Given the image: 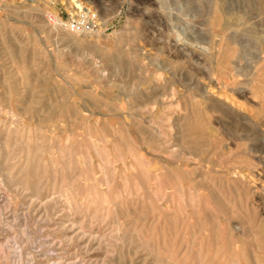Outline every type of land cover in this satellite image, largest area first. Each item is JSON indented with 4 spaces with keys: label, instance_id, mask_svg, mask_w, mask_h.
<instances>
[{
    "label": "rangeland",
    "instance_id": "obj_1",
    "mask_svg": "<svg viewBox=\"0 0 264 264\" xmlns=\"http://www.w3.org/2000/svg\"><path fill=\"white\" fill-rule=\"evenodd\" d=\"M183 1L0 0V264H264V0Z\"/></svg>",
    "mask_w": 264,
    "mask_h": 264
},
{
    "label": "bare ground",
    "instance_id": "obj_2",
    "mask_svg": "<svg viewBox=\"0 0 264 264\" xmlns=\"http://www.w3.org/2000/svg\"><path fill=\"white\" fill-rule=\"evenodd\" d=\"M184 1H185V0H184ZM184 1H183V2H184ZM188 1H189V0H188ZM203 1H204V0H203ZM208 1H210V0H208ZM189 2H190V1H189ZM210 2H212V1H210ZM191 3H193V2H191ZM198 3H199V2H198ZM205 3H206V2H205ZM193 4H194V3H193ZM208 4H210V3H208ZM188 5H190V4H188ZM196 5H197V4H196ZM203 5H204V4H203ZM69 6H70V7L73 6L71 2L69 3ZM193 6H194V5H193ZM193 6H192V7H193ZM209 6H210V5H209ZM218 6H219V5H218ZM226 6H227V5H226ZM185 7L187 8V6H185ZM219 7H220V6H219ZM230 7H231V6H230ZM199 8H200V7H199ZM206 8H207V7H206ZM211 8H212V7H211ZM191 9H192V8H191ZM201 9H202V8H201ZM227 9H228V8H227ZM193 10H194V9H193ZM204 10H205V9H204ZM189 11H190V10H189ZM198 11H199V10H198ZM207 11H208V10H207ZM198 13H199V12H198ZM221 13H222V12H221ZM226 13H227V12H226ZM195 14H196V13H195ZM203 14H204V13H203ZM223 14H225V13H222V16L225 17L226 14H225V15H223ZM234 14H235V13H234ZM30 15H31V14H30ZM187 15H189V14H187ZM204 15H205V14H204ZM204 15H203V16H204ZM208 15H209V14H208ZM228 15H229V14H228ZM228 15H227V16H228ZM192 16H193V15H192ZM209 16H210V15H209ZM209 16H208V17H209ZM51 17H52V16H51ZM216 17H217V15H216ZM199 18H200V17H199ZM52 19H53V21H56V22H58V23H60V21H61V20H59L58 18L56 19V18H54V17H53ZM200 19H201V18H200ZM226 19H228V20L230 19L229 21L232 22V20H231L230 17H229V18H226ZM198 20H199V19H198ZM216 20H217V19H216ZM195 21H196V20H195ZM205 21H206V20H205ZM233 22H235V21H233ZM229 23H230V22H229ZM229 23H228V25L231 24V23H230V24H229ZM199 24H200V23H199ZM224 24L226 25L227 23L224 22ZM215 25L217 26V23H216ZM225 25H224V26H225ZM231 25H232V24H231ZM236 25H237V24H236ZM239 25H240V24H239ZM203 26H204V25H203ZM235 27H237V26H235ZM239 27H240V26H239ZM225 28H226V27H224V29H225ZM217 29H218V28H217ZM203 30H204V29H203ZM230 30H231V29H230ZM252 30H254V29H252ZM199 31H201V30H199ZM224 31H225V30H224ZM245 31H246V30H245ZM247 31H248V30H247ZM249 31H250V30H249ZM254 31H255V30H254ZM201 32H202V31H201ZM65 33H66V35H68V36L70 37V34H69L68 32L65 31ZM207 33H208V31H207ZM257 33H258V32H257ZM209 34H210V33H209ZM247 34H248V33H247ZM74 35H75V34H74ZM74 35H73V36H74ZM256 35H257V34H256ZM134 36H135V35H134ZM134 36H132V37H134ZM65 37H66V36H65ZM201 37H202V36H201ZM262 37H263V36H262ZM66 38H68V37H66ZM75 38L78 40L79 43H82V41H79V39H78L77 37H75ZM79 38H80V37H79ZM135 38H136V36H135ZM257 38H258V37H257ZM208 39H209V38H208ZM260 39H262V38H260ZM71 40L76 41V40H74L73 38H72ZM13 41H14V40H13ZM73 41H72V42H73ZM131 41H132V40H131ZM133 41H134V40H133ZM76 42H77V41H76ZM78 42H77V43H78ZM135 42H136V41H135ZM200 42H201V41H200ZM207 43H208V42H207ZM218 43H219V42H218ZM225 43H226V42H225ZM82 44H83V43H82ZM230 45H232V44H230ZM232 46H233V45H232ZM83 48H84V47H83ZM80 49H81V48H80ZM120 49H121V48H120ZM132 49H134V48H132ZM132 49H130V50H132ZM134 50H135V53H132V54H136V52L139 51V50L136 51V49H134ZM224 50H226V49H223V52H225ZM229 50H231V47L228 48V52H229ZM232 50H233V49H232ZM232 50H231L230 52H232ZM116 51H117V50H116ZM116 51H115L114 53H116ZM125 51H126V50H125ZM132 51H133V50H132ZM200 51L202 52V50H200ZM218 51L220 52L221 50H218ZM108 52H109V51H108ZM121 52H122V51H121ZM121 52H120V53H121ZM127 52H128V51H127ZM127 52H126V53H127ZM263 52H264V51H263ZM17 53H18V52H17ZM17 53H16V54H17ZM114 53H113V54H114ZM195 53H196V52H195ZM110 54H111V53H110ZM116 54H117V53H116ZM128 54H129V53H128ZM128 54H126V57L129 56ZM218 54H219V53H218ZM139 55H140V54H139ZM222 55H223V54H222ZM234 55H235V54H234ZM20 56H21V53H20ZM115 56H116V55H113V57H115ZM121 56H122V55H121ZM187 56H188V55H187ZM194 56H195V55H193V59H194ZM215 56H216V51H215V55H214V57H215ZM227 56H229V55H227ZM261 56H263V55H261ZM15 57H17V59H18V56H17V55H16ZM191 57H192V56H191ZM202 57H203V56H202ZM230 57H232V55H230ZM19 58H20V57H19ZM108 58H109V57H108ZM116 58H117V57H116ZM123 58H124V57H123ZM130 58H131V57H130ZM130 58H129V60H130ZM228 58H229V57H228ZM259 58H260V57H259ZM20 59H21V58H20ZM118 59H119V56H118ZM124 59H125V60H124ZM124 59H123V60L126 61L128 58H127V59L124 58ZM133 59H134V58H133ZM185 59H186V58H185ZM185 59H184V60H185ZM191 59H192V58H191ZM191 59H190V60H191ZM195 59H196V58H195ZM195 59H194V60H195ZM208 59H209V58H208ZM260 59H264V57H261ZM18 60H19V59H18ZM28 60H29V59H28ZM114 60H116V59L114 58ZM120 60H121V59H120ZM123 60H122V62H124ZM31 61H32V60H31ZM130 61H132V60H130ZM262 61H263V60H261V63L263 64ZM118 62H119V60H118ZM127 62H128V61H127ZM127 62H124L122 65L124 66V64H126ZM132 62H133V61H132ZM132 62H131V63H132ZM171 62H172V61H171ZM28 63H29V61H28ZM120 63H121V61H120ZM169 63H170V62H169ZM129 64H130V62H129ZM132 64H133V63H132ZM135 64H136V63H135ZM218 64H219V63H218ZM28 65H29V64H28ZM165 65H166V64H165ZM165 65H164V66H165ZM188 65H189V64H188ZM260 65H261V64H260ZM117 66H118V65H117ZM125 66L127 67L128 65H125ZM131 66H132V65H131ZM167 66H168V65H166V67H167ZM171 66H172V65H171ZM176 66H178V65H176ZM255 66H256V65H255ZM258 68H259V66H258L256 69L258 70ZM261 68H262V66H261ZM171 69H172V68H171ZM262 69H263V68H262ZM188 70H189V69H188ZM191 70H192V69H191ZM260 70H261V69H260ZM260 70H259V71H260ZM259 71H258V72H259ZM189 72H190V70H189ZM260 72H261V71H260ZM231 73L233 74V71H232ZM261 73H262V72H261ZM261 73H259V74L261 75ZM35 74H36V73H35ZM172 74H173V72H172ZM190 74H191V73H190ZM229 74H230V73H229ZM235 74H236V73H235ZM38 75H39V74H38ZM225 75H226V74H225ZM227 75H228V74H227ZM172 76H173V75H172ZM257 76H258V75H257ZM169 78H171V77H169ZM218 78H219V77H218ZM218 78H217V79H218ZM228 78H229V77H228ZM259 78L261 79V77L258 76V78H256V80L259 79ZM230 79H232V78H230ZM236 79H237V78H236ZM174 80H175V79H174ZM203 80H204V79H203ZM222 80H223V79H222ZM227 82H228V81H227ZM233 82H235V80H234ZM254 82H255V81H254ZM260 82H261V81H260ZM231 83H232V82H231ZM258 83H259V82H258ZM18 84H19V83H18ZM220 84H221V83H220ZM254 84H255V83H254ZM259 84H260V83H259ZM198 85H199V86H200V85L203 86V84H201V80H200V79H197V86H198ZM205 85H206V84H205ZM221 85H222V84H221ZM256 85H257V84H256ZM263 85H264V84H263ZM202 86H201V87H202ZM217 86H219V85H217ZM223 86H224V85H223ZM223 86H222V87H223ZM237 86H238V85H237ZM237 86H235V84H234V87H233V88H235V87H237ZM33 87H34V86H33ZM207 87H211V86L206 85V87H205V89H204V90H205L204 92H206V93L209 95L210 92H212V91H210V90H213L212 88H214V87H212L209 91H208ZM224 87H225V86H224ZM23 88H24V87H23ZM199 88H200V87H199ZM217 88H218V87H217ZM226 88H227V87H226ZM237 88H239V87H237ZM172 89H173V88H172ZM200 89H203V88H200ZM20 90H21V88H20ZM194 90H196V91L198 92L199 89H198V90H197V89H194ZM224 90H225V89H224ZM228 90H229V89H228ZM258 90H259V88H258ZM219 91H220V90H219ZM232 91H233V90H232ZM241 91H242V90H241ZM197 92H196V93H197ZM213 92H215V91H213ZM234 92H235V91H234ZM168 93H169V92H168ZM171 93H172V92H171ZM223 93H224V91H223ZM223 93H222V94H223ZM191 94L193 95V93H191ZM198 94H201V93L198 92ZM132 95H133V94H132ZM164 95H165V94H164ZM196 95H197V94H196ZM202 95H203V94H202ZM210 95H214V94H210ZM226 95H227V93L225 94V97H226ZM173 96H174V95H173ZM194 96H195V95H194ZM197 96H198V95H197ZM199 96H200V95H199ZM223 96H224V95H223ZM261 96H262V95H261ZM148 97H149V96H148ZM165 97H166V96H165ZM168 97H169V96H168ZM192 97H193V96H192ZM204 97H205V96H204ZM204 97L202 96V98H204ZM213 97H214V96H213ZM230 97H231V96H230ZM23 98H24V97H23ZM193 98H197V97H193ZM206 98H207V97H206ZM210 98H211V97H210ZM228 98H229V97H228ZM246 98H247V97H246ZM262 98H263V97H262ZM135 99H136V98H135ZM167 99H168V98H167ZM170 99H171V97H170ZM208 99H209V98H208ZM231 99H233V98H231ZM263 99H264V98H263ZM263 99H262V100H263ZM4 100H5V99H4ZM140 100H141V99H140ZM210 100H211V99H210ZM213 100H214V99H212V101H213ZM225 100H226V99H225ZM262 100H260V103H261ZM218 101H219V99H218ZM226 101H227V102H228V101L230 102V99H227ZM233 101H234V100H233ZM214 102L216 103L217 101L214 100ZM217 103H219V102H217ZM258 103H259V102H258ZM45 104H46V103H45ZM155 104H157V103H155ZM169 104H170V103H169ZM223 104H224V103H223ZM230 104H232V103H230ZM34 105H35V104H34ZM36 105H37V104H36ZM163 105H164V104H163ZM193 105H194V104H193ZM195 105H196V104H195ZM233 105H234V103H233ZM235 105H236V104H235ZM239 105H240V104H239ZM44 106H45V105H44ZM50 106H51V105H50ZM147 106H148V104H147ZM173 106H174V105H173ZM197 106H198V103H197ZM197 106H196V108H197ZM225 106H226V104H225ZM227 106H228V105H227ZM166 107H167V106H166ZM176 107H177V106H176ZM231 107H232V106H231ZM259 107H260L261 109H263V110H261V113L264 115V101H263V104H261ZM154 108H155V107H154ZM173 108H174V107H173ZM191 108H192V110H194L193 107H191ZM191 108H190V109H191ZM218 108H219V107H218ZM226 108H227V107H226ZM257 108H258V105H257ZM186 109H187V108H186ZM237 109L239 110L240 108H237ZM242 109H243V108H242ZM258 109H259V108H258ZM258 109H257V110H258ZM41 110H42V109H41ZM137 110H138V109H137ZM153 110H154V109H153ZM215 110H219V109H215ZM243 110H245V109H243ZM243 110H242V111H243ZM37 111H38V110H37ZM139 111H140V110H139ZM189 111H190V110L188 109V112H189ZM197 111H198V110H197ZM226 111H227V110H226ZM228 111H229V108H228ZM228 111H227V112H228ZM230 111H231V110H230ZM232 111H234V110H232ZM232 111H231L230 113H231L232 115H234L235 113L233 112V113H234V114H233ZM240 111H241V110H240ZM258 111L260 112V109H259ZM214 112H215V111H214ZM218 112H219V111H218ZM218 112L216 111L215 113L217 114ZM220 112H222V114H224L223 111H220ZM245 112H246V111H245ZM190 113H191V111H190ZM190 113H189V114H190ZM230 113H229V114H230ZM241 113H242V112H241ZM243 113H244V112H243ZM187 114H188V113H187ZM189 114H188V115H189ZM227 114H228V113H227ZM229 114H228V115H229ZM245 114H246V113H245ZM41 115H42V114H41ZM203 115H205V114H203ZM220 115H221V114H220ZM220 115H219V116H220ZM224 115H225V114H224ZM224 115H223V117H224ZM228 115H226V117H227ZM232 115H230L229 117H232ZM235 115L239 116V114H235ZM240 115H241V114H240ZM44 116H45V114H44ZM58 116H59V114H58ZM129 116H130V115H129ZM189 116H190V115H189ZM191 116H194V115H191ZM214 116H217V117H218V115H215V114H214ZM214 116H213V117H214ZM244 116H245V115H244ZM42 117H43V116H42ZM207 117H209V116H207ZM221 117H222V116H220L219 119H220ZM223 117H222V118H223ZM239 117H241V116H239ZM245 117H247V116H245ZM261 117H262V116H261ZM188 118H189V117H188ZM214 118L216 119V117H214ZM222 118H221V119H222ZM248 118H249V117H248ZM259 118H260V117H259ZM263 118H264V117H263ZM192 119H193V118H192ZM199 119H200V118H199ZM207 119H208V118H207ZM238 119H239V118H238ZM240 119H241V118H240ZM244 119H246V118H244ZM256 119H257V117H256ZM213 120H214V119H213ZM249 120H250V119H249ZM162 121H163V120H162ZM166 121H167V120H166ZM200 121H201V120H200ZM251 121H252V120H250V122L248 121L249 124H250V123H252L253 125L256 124V122L253 123L254 121H252V122H251ZM14 122H15V121H14ZM191 122H194V121H191ZM212 122H214V121H212ZM230 122H231V121H230ZM246 122H247V121H246ZM248 122H247V123H248ZM262 122H264V121H262ZM262 122H260L259 124L261 125ZM177 123H178V122H177ZM189 123H190V122H189ZM257 123H258V122H257ZM182 124H183V123H182ZM171 125H173V124H171ZM262 125H263V124H262ZM166 126H167V125H166ZM256 126H257V125H256ZM175 127H176V125H175ZM179 128H180V127H179ZM182 128H183V127H182ZM3 129H4V128H3ZM179 130H180V129H179ZM181 130H182V129H181ZM183 131H184V130H183ZM160 133H161V132H160ZM162 133H163V132H162ZM162 133H161V136H162ZM183 133H185V131H184ZM187 133H188V131H187ZM163 135H164V134H163ZM159 136H160V135H159ZM165 136H166V135H164V137H165ZM187 136H188V135H187ZM162 137H163V136H162ZM188 137H189V136H188ZM202 137H203V136H202ZM169 138H170V137H169ZM185 139H186V136H185ZM183 140H184V139H183ZM208 141H209V140H208ZM219 141H221V143H222V140H219ZM219 141L215 140L216 144H217V142L219 143ZM182 142H183V141H182ZM184 142H185V141H184ZM188 143H189V142H188ZM78 144H79V143H78ZM175 145H176V144H175ZM183 145H184V144H183ZM202 145H203V144H202ZM221 145H222V144H221ZM209 146H210V145H209ZM216 146H217V145H216ZM217 148H218V147H217ZM29 149H30V148H29ZM177 149H178V148H177ZM185 149H186V148H185ZM195 149H196V148H195ZM202 149H203V148H201V150H202ZM205 149H206V148H205ZM36 150H37V149H36ZM203 150H204V149H203ZM184 152H185V151H184ZM201 152H202V151H201ZM215 152H216V151H215ZM190 153H191V152H190ZM197 154H198V153H196V155H197ZM187 155H188V154H187ZM4 156H5V155H4ZM189 156H191V155H189ZM185 158H186V157H185ZM193 158H194V156H193ZM253 158H254V157H253ZM183 159H184V158H183ZM195 159H196V158H195ZM262 159H263V158H262ZM262 159H261V160H262ZM5 160H6V159H5ZM250 161H251V160H250ZM253 162H254V160H253ZM249 164H251V163H249ZM255 164H256V163H255ZM251 165H254V163L251 164ZM251 165H250V166H251ZM250 166H249V167H250ZM255 166H257V165H255ZM255 166H252V167H255ZM108 169H109V168H108ZM232 169H233V168H232ZM251 170H252V169H251ZM251 170H249V171H251ZM256 170H257V169H256ZM60 171H61V170H60ZM235 173H236V172H235ZM60 174H61V173H60ZM55 175H56V174H55ZM235 175H236V174H235ZM11 176H12V175H11ZM243 177H244V176H243ZM249 178H250V177H249ZM8 179H9V178H8ZM30 179H31V178H30ZM236 179H237V178H236ZM13 180H14V179H13ZM236 182H237V180H236ZM34 183H35V182H34ZM44 183H45V182H44ZM32 184H33V183H32ZM40 184H41V183H40ZM38 186H39V185H38ZM17 187H18V186H17ZM27 189H28V188H27ZM24 191H25V190H24ZM27 191H29V190H27ZM32 192H33V191H32ZM40 193H41V192H40ZM32 194H34V193H32ZM37 194H38V193H37ZM154 194L157 195V193H154ZM40 195H41V194H40ZM192 195H193V194H192ZM194 195H195V194H194ZM60 200H61V199H60ZM68 201H69V200H68ZM195 201H196V200H195ZM195 201H194V202H195ZM50 203H51V202H50ZM67 203H69V202H67ZM71 204H72V203H71ZM82 204H83V203H82ZM61 205H62V204H61ZM74 205H76V204H74ZM74 207H76V206H74ZM80 207H81V209H82L83 206L80 205ZM112 207H113V206H112ZM112 207H111V208H112ZM76 208H77V207H76ZM77 209H78V208H77ZM82 211H83V210H82ZM91 212H92V211H91ZM135 214H136V213H135ZM101 221H102V220H101ZM92 224H93V223H92ZM217 228H218V227H217ZM118 235H119V234H118ZM110 246H111V245H110ZM115 246H116V245H115ZM5 249H6V248H5ZM1 252H2V251H1ZM18 252H19V251H18ZM11 253H12V252H11ZM16 254H17V252H13L12 255H16ZM12 255H11V256H12ZM206 260H207V259H206ZM57 263H59V262H56V264H57ZM60 263H61V262H60Z\"/></svg>",
    "mask_w": 264,
    "mask_h": 264
},
{
    "label": "built area",
    "instance_id": "obj_3",
    "mask_svg": "<svg viewBox=\"0 0 264 264\" xmlns=\"http://www.w3.org/2000/svg\"><path fill=\"white\" fill-rule=\"evenodd\" d=\"M52 18L53 17H51V19ZM61 19L60 20L67 30L75 35H95L103 28L98 12L86 7L78 9L73 13H68L65 17L62 16ZM52 21L53 19L51 22Z\"/></svg>",
    "mask_w": 264,
    "mask_h": 264
}]
</instances>
